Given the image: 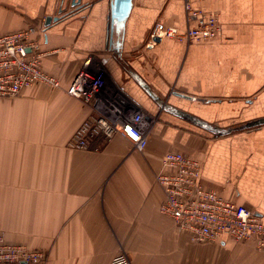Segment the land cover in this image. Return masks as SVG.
<instances>
[{
    "label": "crops",
    "instance_id": "0c3cea01",
    "mask_svg": "<svg viewBox=\"0 0 264 264\" xmlns=\"http://www.w3.org/2000/svg\"><path fill=\"white\" fill-rule=\"evenodd\" d=\"M114 1L0 0V33L33 28L61 83L0 100V232L46 264H110L123 252L132 264H264L253 239L199 244L179 231L156 182L179 151L200 160L201 184L264 218V124L252 126L264 119V0H188L223 27L192 44L151 42L158 22L186 28L187 0ZM88 57L159 115L143 151L121 134L101 151L67 147L92 113L66 92Z\"/></svg>",
    "mask_w": 264,
    "mask_h": 264
},
{
    "label": "built area",
    "instance_id": "2783aa9c",
    "mask_svg": "<svg viewBox=\"0 0 264 264\" xmlns=\"http://www.w3.org/2000/svg\"><path fill=\"white\" fill-rule=\"evenodd\" d=\"M186 28L158 22L154 38H174L187 44L218 40L223 32L220 18L213 12L194 9L185 2ZM30 28L0 33V100L14 98L25 90L44 84L61 88L58 78L48 74L42 64L44 52ZM67 94L92 109L67 143L72 150H103L121 134L133 147L143 151L159 121L158 114L144 110L128 93L116 86L105 68L93 57L85 59L81 70L66 90ZM198 158L169 151L161 160L156 182L165 199L161 212L174 220L177 229L188 233L196 243L234 242L253 239L264 250V218L250 208L225 199L220 192L200 182ZM45 252L24 244H13L0 232V264H46ZM110 264H132L126 253L116 255Z\"/></svg>",
    "mask_w": 264,
    "mask_h": 264
},
{
    "label": "water",
    "instance_id": "95a60500",
    "mask_svg": "<svg viewBox=\"0 0 264 264\" xmlns=\"http://www.w3.org/2000/svg\"><path fill=\"white\" fill-rule=\"evenodd\" d=\"M130 0H115L114 1V7H121L123 4H125V5H127L128 6V4L130 3L129 2ZM121 19H125V18H123V17H116V18H114V21H120ZM51 20V18H48L47 19V22H49ZM154 41H156V42H160L161 41V39L160 38H154ZM180 95V94H179ZM264 124V119H262V120H259V121H256V122H254L253 124H252V126H260V125H263ZM214 132H217L218 130H213Z\"/></svg>",
    "mask_w": 264,
    "mask_h": 264
},
{
    "label": "trees",
    "instance_id": "16d2710c",
    "mask_svg": "<svg viewBox=\"0 0 264 264\" xmlns=\"http://www.w3.org/2000/svg\"><path fill=\"white\" fill-rule=\"evenodd\" d=\"M127 93V92H126Z\"/></svg>",
    "mask_w": 264,
    "mask_h": 264
}]
</instances>
